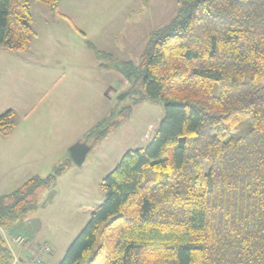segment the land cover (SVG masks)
I'll list each match as a JSON object with an SVG mask.
<instances>
[{
    "label": "trees",
    "instance_id": "trees-1",
    "mask_svg": "<svg viewBox=\"0 0 264 264\" xmlns=\"http://www.w3.org/2000/svg\"><path fill=\"white\" fill-rule=\"evenodd\" d=\"M30 1L0 0L5 49L23 51L35 34ZM127 63L112 66L130 76ZM138 69L142 98L161 103L163 118L149 144L102 179L104 200L58 264H264V0H179ZM13 114H0L1 135ZM97 124L90 133L100 140L109 128ZM66 167L0 196V264L11 263L2 227L37 208Z\"/></svg>",
    "mask_w": 264,
    "mask_h": 264
},
{
    "label": "rangeland",
    "instance_id": "rangeland-1",
    "mask_svg": "<svg viewBox=\"0 0 264 264\" xmlns=\"http://www.w3.org/2000/svg\"><path fill=\"white\" fill-rule=\"evenodd\" d=\"M178 1L61 0L51 8L31 0L35 34L28 48L11 51L0 46V114L12 110L20 136L37 140L38 153L53 155L51 165L67 164L52 186L39 192L37 208L2 227L3 232L17 225L16 235H21L24 227L41 223L34 234L55 244L47 264L59 263L90 212L104 200L102 179L126 151L146 147L163 118L161 103L142 98L139 58L149 35L174 18ZM89 43L106 54L97 57ZM116 60L129 62L130 76L126 68L112 66ZM218 92L216 86L215 94ZM21 95L25 103H21ZM62 108L67 111L64 127L56 131ZM99 122L100 128L109 130L97 140L90 131ZM77 141H86L90 147L79 166L70 162L68 154ZM3 156L1 151L0 180L5 187L0 188V196L14 190L10 178L18 169ZM39 164L40 177L53 167L44 161ZM6 237L12 242L13 237Z\"/></svg>",
    "mask_w": 264,
    "mask_h": 264
},
{
    "label": "crops",
    "instance_id": "crops-1",
    "mask_svg": "<svg viewBox=\"0 0 264 264\" xmlns=\"http://www.w3.org/2000/svg\"><path fill=\"white\" fill-rule=\"evenodd\" d=\"M25 58L27 59L28 57H25ZM21 103H25V99L23 96H22ZM26 103H29V100H27ZM60 110L61 111L58 115V121L54 129L56 131H60L61 128L64 127V125L62 124V119H64V116H66V113H67V111H65L64 108ZM20 134L22 135L21 129H19V127L14 126L13 129L8 134L0 135V136H3V140L1 139L0 141V152L3 151L4 160L11 164L18 165L17 173L12 175V177L10 178L11 181H14L12 189L17 188L23 181H25L30 176L38 175L40 173L37 171L40 165L39 162L43 163L44 161L47 165H51L53 163V161L50 160V158H52L53 155L51 157L49 156L45 157L43 154L38 153L39 144L37 140H34L33 138L26 140L23 138V136H20ZM45 158L47 159V161H45ZM52 166L53 165H51V167ZM4 187H5L4 182L0 180V188H4ZM41 225L42 224L39 223L37 227L35 225L32 228L33 226L32 224L24 227V231H23L24 234H22V236L20 237H24V241L26 242L27 240L26 242L27 244H25V242L19 243L17 241V238L19 237L18 235L17 236L13 235L10 237L7 235V234H12L13 231H9V232L3 231L2 232L1 230V233L4 237L5 245L11 255L10 264H19V262H15V261L17 259L23 260L24 258H26L33 251L37 250V246L41 243L49 244L52 249L51 254L42 255L41 264H47L50 261V258L53 256V253L55 250V247H54L55 244L52 240L46 237L39 239L37 238L38 237L37 234L36 233L34 234V230L37 228L36 230L39 231V228L41 227ZM6 236H8L10 239L11 237H13L12 242H9Z\"/></svg>",
    "mask_w": 264,
    "mask_h": 264
},
{
    "label": "water",
    "instance_id": "water-1",
    "mask_svg": "<svg viewBox=\"0 0 264 264\" xmlns=\"http://www.w3.org/2000/svg\"><path fill=\"white\" fill-rule=\"evenodd\" d=\"M124 96H125V93L119 95L118 98L121 99ZM89 149L90 147L86 141H77L74 144H72L68 149L72 162L75 165H78V166L81 165Z\"/></svg>",
    "mask_w": 264,
    "mask_h": 264
},
{
    "label": "built area",
    "instance_id": "built-area-1",
    "mask_svg": "<svg viewBox=\"0 0 264 264\" xmlns=\"http://www.w3.org/2000/svg\"><path fill=\"white\" fill-rule=\"evenodd\" d=\"M18 242L24 243L23 239L17 238ZM20 242V243H21ZM52 249L46 243H41L37 246V250L33 251L29 254L26 258L21 260L20 264H41L42 263V255H49L51 254Z\"/></svg>",
    "mask_w": 264,
    "mask_h": 264
}]
</instances>
